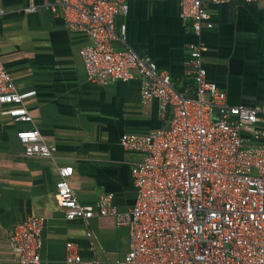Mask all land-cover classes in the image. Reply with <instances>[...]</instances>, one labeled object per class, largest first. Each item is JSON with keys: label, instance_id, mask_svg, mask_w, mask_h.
I'll list each match as a JSON object with an SVG mask.
<instances>
[{"label": "crops", "instance_id": "0c3cea01", "mask_svg": "<svg viewBox=\"0 0 264 264\" xmlns=\"http://www.w3.org/2000/svg\"><path fill=\"white\" fill-rule=\"evenodd\" d=\"M205 0L213 28L198 37L180 17L177 0H128L126 44L168 73L175 89L194 93L187 76L189 46H203L208 79L226 94L230 106L264 108V2ZM60 0H1L0 61L21 91H35L25 106L30 124L0 114V264H18L9 246L16 224L28 217L44 220L42 264H115L129 251L127 227L113 217H95L88 226L66 220L55 199L58 168L73 169L70 185L84 206L112 194L126 213L135 204L131 168L136 154L119 144L124 134L146 135L165 128L158 101L143 102L142 80L107 86L88 81L79 55L89 37L72 31L58 8ZM35 7L33 13L25 10ZM51 7L57 10L54 12ZM117 48L122 45L117 43ZM39 130L57 150L51 159H29L16 134ZM92 234L93 251L87 233ZM69 246H71L69 248ZM80 262H67V255Z\"/></svg>", "mask_w": 264, "mask_h": 264}, {"label": "built area", "instance_id": "2783aa9c", "mask_svg": "<svg viewBox=\"0 0 264 264\" xmlns=\"http://www.w3.org/2000/svg\"><path fill=\"white\" fill-rule=\"evenodd\" d=\"M177 1L180 17L191 22L196 36L213 28L205 0ZM58 8L70 30L91 40L79 51L88 81L107 86L140 78L143 102L158 101L167 122L149 134H124L119 140L139 157L131 168L136 201L126 213L112 194L96 206L82 205L70 185L73 169L58 168L55 199L66 220L87 227L95 217H113L117 226L127 227L129 251L115 264H264V108L230 106L208 79L199 43L189 46L187 63L194 93H179L168 73L126 44V25L117 34L116 21L128 15V0H60ZM5 15L0 0V18ZM34 96L35 91L17 88L0 61V114L30 124L25 103ZM16 137L26 158L51 159L56 153L35 128ZM43 225L42 218L28 217L14 226L9 246L18 264H42ZM87 238L93 251L90 232ZM66 260L76 263L81 257L68 254Z\"/></svg>", "mask_w": 264, "mask_h": 264}]
</instances>
